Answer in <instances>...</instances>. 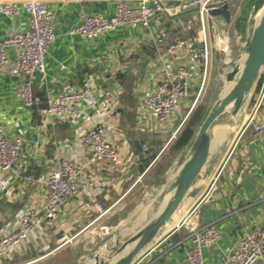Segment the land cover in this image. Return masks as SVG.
<instances>
[{
    "label": "crops",
    "instance_id": "0c3cea01",
    "mask_svg": "<svg viewBox=\"0 0 264 264\" xmlns=\"http://www.w3.org/2000/svg\"><path fill=\"white\" fill-rule=\"evenodd\" d=\"M118 1L45 0V6L53 16L55 40L45 56L44 72L36 73L31 80L36 106L24 107L15 92V78L0 74V123L4 135L9 139L21 136L24 140L23 158L9 174L8 191L0 194V235L9 229L22 206L43 205L45 196L40 179L51 169L57 154L79 153L84 156L86 153L74 136L75 129L86 127L85 122L80 121L77 125L65 122L53 128L44 126L41 110L46 98L58 93L66 83L77 88L87 86L96 104L108 97L110 105L120 113L119 131L114 134L119 154V163L114 171L117 180L112 185L100 186L99 192L95 191L97 188L92 190L95 200L107 212L97 218L95 212L87 210L90 202L86 194L70 199L62 206L44 239L38 238L40 241L32 242L21 254H17L28 256L33 251L34 258L17 264H44L53 259H56L54 264H93L95 254H111L119 245L115 246V240L122 242L124 238L120 232L110 239L111 233L118 225L132 218L136 210L134 191L142 187L151 188L149 177L154 174L157 164L167 154L170 144L189 116L185 111L189 108L190 98L186 105L182 104L168 126L160 127L145 118L142 104L145 93L159 79L163 65H191L187 48L174 56L166 54L165 48L178 37L191 38L196 35L199 29L196 12L188 11L174 17L155 14L147 27L123 25L95 39L71 32L87 15L112 16ZM123 1L128 7L139 4V0ZM179 1L182 0H160V3L169 6ZM223 5H227L228 15L209 14L207 17L212 51H219V46L225 45V35L232 25L234 33L239 35V54L236 56L243 61L245 42L254 24L251 0H220L216 8ZM189 26L190 29H187ZM27 27V16L20 2L13 18L0 13V40L9 37L15 30L24 31ZM157 36L164 40L161 46L153 44L152 40ZM6 55L12 59L13 49H7ZM193 72L191 90L193 88L194 91L200 86L201 70L195 69ZM124 74L133 77L131 118H128L129 113L125 116L123 111L125 94L118 77ZM254 91L255 88L245 99L230 132L225 135L230 126L222 129L219 143L214 147L206 168L186 195L183 205L173 215L172 222L166 226L168 231L162 237L161 231L132 264H187L184 254L188 245L186 229L178 226L183 220L193 226L212 224L219 231L217 242L203 251L204 264H221L223 257L232 250L244 232L255 224L264 228V134L256 137L248 130L239 137L252 109ZM184 113L186 118H182ZM129 119L131 125L127 122ZM254 123L264 124V102ZM177 128V133L172 136ZM36 139H39L37 145L34 144ZM143 144L148 147L146 152L141 149ZM160 147L158 155L148 162L150 155ZM183 155L172 159L169 166L177 164ZM100 174L108 178L111 173L101 171ZM216 176L218 179L210 188ZM144 223L137 226L135 231ZM59 232H63V236ZM13 258L0 264L12 263Z\"/></svg>",
    "mask_w": 264,
    "mask_h": 264
},
{
    "label": "built area",
    "instance_id": "2783aa9c",
    "mask_svg": "<svg viewBox=\"0 0 264 264\" xmlns=\"http://www.w3.org/2000/svg\"><path fill=\"white\" fill-rule=\"evenodd\" d=\"M19 2L27 16L28 27L24 31L15 30L9 37L0 40V74L15 78L18 99L24 107L31 108L36 106L31 89L32 77L44 72L45 56L55 40L53 16L46 8L45 0H0V13L13 18L17 14ZM218 3L220 0H182L166 6L160 0H139L136 7H128L120 0L112 16L87 15L71 32L87 39H95L123 25L132 28L147 27L155 14L174 17L188 11L196 12L199 27L196 35L191 38L178 37L165 48V53L169 56L187 48L191 65H163L154 87L143 96L145 118L165 127L172 122L182 104L186 105L189 100L193 71L201 70V82L208 72L212 47L208 38L207 17ZM152 41L156 46H161L164 42L158 36ZM9 48L14 51L12 59H8L6 55ZM259 80L251 112L239 137L248 130L256 137L264 134V124L254 123L264 102V68ZM41 114L44 126L52 128L65 122L75 125L80 121L85 122L86 127L75 129L74 136L86 153L84 156L79 153H59L54 157L51 169L40 179L45 196L43 205L22 206L9 229L0 235V262L12 259L38 238L44 239L62 206L74 197L86 194L90 202L86 209L95 212L97 218L103 216L107 209L95 200L92 190L97 188L95 191H98L100 186L112 185L117 180L114 171L119 163V154L114 134L119 131L120 113L110 105L108 97L96 104L87 86L77 88L66 83L58 93L46 98ZM178 129L172 132V136H175ZM38 142L39 139H36L34 144L37 145ZM147 148L146 144L141 146L144 152ZM23 149V138H7L0 123V194L8 191L9 174L21 162ZM101 171H110L111 174L104 178ZM217 179L218 176L214 178L210 188ZM178 226L186 229V263L204 264V249L214 245L219 238L216 226H193L186 220L181 221ZM59 235L63 236V232H59ZM221 264H264V228L255 224L244 232L236 240L232 250L223 257Z\"/></svg>",
    "mask_w": 264,
    "mask_h": 264
},
{
    "label": "water",
    "instance_id": "95a60500",
    "mask_svg": "<svg viewBox=\"0 0 264 264\" xmlns=\"http://www.w3.org/2000/svg\"><path fill=\"white\" fill-rule=\"evenodd\" d=\"M251 3L254 24L245 42L246 52L243 61L233 66L226 74V81L231 82V85L217 97L200 123L165 193H170L168 199L131 236L122 242L115 240V246L119 245L111 254H95L93 264H132L172 222L173 215L183 205L186 195L200 179L214 149L215 127L220 124L234 126L236 116L245 99L254 90L264 68V0H251ZM209 14L228 15L227 5L216 8ZM247 168L248 165L241 173V178Z\"/></svg>",
    "mask_w": 264,
    "mask_h": 264
},
{
    "label": "rangeland",
    "instance_id": "374dc122",
    "mask_svg": "<svg viewBox=\"0 0 264 264\" xmlns=\"http://www.w3.org/2000/svg\"><path fill=\"white\" fill-rule=\"evenodd\" d=\"M228 29V34L225 35V45L219 46V51H216V49L212 51L210 62L211 65L209 66L208 72L203 82L200 83V88H196L194 89V91L192 88L190 102L188 105L189 108H187L185 113H188L191 110L190 107H192L193 109L198 104H204L209 109V107L217 99V97L221 96L224 90L228 87L225 73L231 70L234 65L242 63L241 58H237L239 54L237 50V38L239 35L234 33L232 25H230ZM193 104L195 106H193ZM185 113L182 118L185 117ZM181 119L179 120L178 124H176V127L180 124ZM231 128L232 125L229 128L227 127L225 135L230 132L229 130ZM219 140L220 137L217 140V144L219 143ZM180 164L181 160L177 164H172L171 166L166 168L164 174L163 172L160 173V175L162 176H157H160L159 179H157L156 175L153 174L155 177L151 175L149 177V182L151 181V188L142 187L143 189L139 188L134 191L136 194L134 197H137V199L135 200L136 202L134 203V206H137L134 215L132 216V218H129V220L127 219L125 222L118 225L116 229L111 233L110 239L122 232L124 234V238H122L121 240H125L133 231H135V228L137 226H139L143 221L149 219L157 211L158 207L166 197L165 193L168 191L169 184L172 182L173 177L176 174V171ZM139 194H141V196ZM177 222H179V220ZM175 224H173V226ZM167 231L168 229L163 230L160 236L162 237Z\"/></svg>",
    "mask_w": 264,
    "mask_h": 264
},
{
    "label": "trees",
    "instance_id": "16d2710c",
    "mask_svg": "<svg viewBox=\"0 0 264 264\" xmlns=\"http://www.w3.org/2000/svg\"><path fill=\"white\" fill-rule=\"evenodd\" d=\"M118 79H121L120 81H121V84L123 85L124 94H125V98H123V102H124L123 103V105H124L123 111L125 113V116H126V114L129 113L128 118H131V114H133V103H134L132 96H131L133 77L130 74H124L121 77H118ZM259 82H260V80H258V82L255 86V90L258 88ZM208 110L209 109L204 104H198L196 107L193 108V110L189 113L188 118L186 119V121L182 125L181 129L177 133L175 139L170 144L169 149L167 151V154L157 164V167L155 168L154 175L157 176L160 173H162L163 171H165V168H167V166H169L172 159L176 158L177 156H181L185 153V151L189 147L200 123L202 122V120L206 116ZM125 120H128V119L125 118ZM125 120H124V122H125ZM127 122L131 125L130 119ZM160 149H161V147L158 148L156 151H154L150 155L148 162L152 161L158 155V153L160 152ZM34 255L35 254H33V251L29 252L28 256L27 255L26 256L16 255L13 258V260H14L13 262L18 263L21 261L30 260V259L34 258ZM55 262H56V259H53L52 261L45 262L44 264H54ZM12 263H9V264H12Z\"/></svg>",
    "mask_w": 264,
    "mask_h": 264
},
{
    "label": "bare ground",
    "instance_id": "6f19581e",
    "mask_svg": "<svg viewBox=\"0 0 264 264\" xmlns=\"http://www.w3.org/2000/svg\"><path fill=\"white\" fill-rule=\"evenodd\" d=\"M231 85V82H228V84H227V86H230ZM227 125H218V126H216L215 127V131H214V137H213V146L215 147L216 145H217V140L219 139V137H220V134H221V131H222V129L224 128V127H226ZM216 148V147H215ZM169 194L170 193H167L166 194V197H165V199L163 200V202L161 203V205L163 204V203H165L166 202V200L168 199V197H169Z\"/></svg>",
    "mask_w": 264,
    "mask_h": 264
}]
</instances>
